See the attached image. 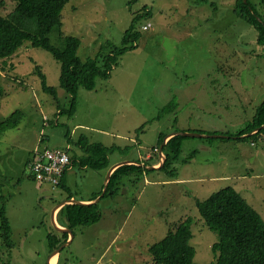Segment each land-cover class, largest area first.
<instances>
[{"label":"rangeland","instance_id":"rangeland-1","mask_svg":"<svg viewBox=\"0 0 264 264\" xmlns=\"http://www.w3.org/2000/svg\"><path fill=\"white\" fill-rule=\"evenodd\" d=\"M238 2L70 0L50 38L63 47L61 31L80 37L84 59L122 46L133 20L140 31L136 46L118 57L109 78L98 77L93 89L79 87L72 115L58 108H69L71 95L60 86L61 62L49 50L26 41L0 58V121L16 109L25 113L17 127L0 135V264H49L54 249L48 234L61 236L53 209L69 191L93 202L81 198L100 193L114 164L161 162L165 154L159 147L171 132L236 133L252 121L264 100V44L255 26L238 15ZM250 2L264 19L263 0ZM16 5L17 0H0V15ZM37 64L57 86V97L44 90ZM81 135L114 147L108 169L71 163L67 188L29 173L27 160L37 144L70 146L71 155L82 154L76 143ZM184 136L171 168L177 175L159 168L125 175L120 190L99 201L100 221L78 225L74 236L60 243L59 264H156L149 247L172 222L188 216L194 262L209 264L219 234L206 224L196 201L228 185L264 218V132L247 139ZM3 207L13 246L1 227ZM58 221L67 223L63 214Z\"/></svg>","mask_w":264,"mask_h":264},{"label":"trees","instance_id":"trees-1","mask_svg":"<svg viewBox=\"0 0 264 264\" xmlns=\"http://www.w3.org/2000/svg\"><path fill=\"white\" fill-rule=\"evenodd\" d=\"M69 1L17 0V5L13 11L7 15H0V58L13 55L26 41H31L34 46L49 50L61 62L60 86L71 95L70 107L63 108L59 106L58 108L60 113L72 115L77 107L79 87L83 86L93 89L96 87L98 77L109 78L114 65L117 64L118 57L123 52L136 46L134 41L138 39L140 31L136 29L133 20L130 27L125 30L122 46L110 50L107 54L84 59L78 53L81 45L80 37L64 34L61 31V36L65 40L63 47L54 45L50 38L53 28L56 25H62L63 9ZM133 1L137 0H131V2ZM236 10L240 17L255 26L258 30L257 40L260 44H264V19L250 0H239ZM143 14L150 15L151 12L146 11ZM36 69L41 76L44 90L51 92L57 97V86L48 83L47 76L39 64H37ZM172 104L174 102H171L166 107L169 108ZM24 114L22 109H16L5 119L1 120L0 135L8 129L17 127L23 120ZM262 125H264V100L257 108L252 121L245 128L236 133L224 132L228 136L225 134L222 138H256L264 132V128L257 129ZM252 131L255 132L252 133ZM184 137L181 134L174 135L169 138L163 147L166 158L159 169H165L168 175L172 177L177 175L176 167L171 168L174 160L179 157L182 151ZM163 138L164 135H161L160 143ZM214 138L216 137H210V139ZM76 143L86 154L84 152L82 154L74 152L71 155L72 163L79 162L80 165L93 169L109 168V155L114 149L113 146L107 147L102 142L88 141L84 135H81ZM158 147L157 150H159ZM144 163V166L138 163H126L118 166L111 175L107 192L102 197L117 193L123 185V177L125 175L133 173L144 174L149 170L145 165L158 162L149 160ZM157 169L154 168L152 170ZM65 174H62L63 177L61 176V185L67 188L63 181ZM102 190L94 195L92 199L100 195ZM72 196H74L73 193L69 191L67 198ZM196 202L206 224L219 234V240L213 244L215 260L209 264H264V218L235 187L228 185L213 192L204 200L197 199ZM1 214V227L9 244L13 246L14 243L11 241L12 225L5 214V207L1 209ZM60 214L65 215L67 226L73 231L78 225L88 226L95 224L102 217L99 202L87 204L68 203L62 206L58 215ZM192 223L193 219L190 216L186 219L172 222L167 234L149 247L156 264H195L194 259L197 250L191 244V239L194 236ZM59 233L60 237L53 233L48 234L49 246L52 250L60 246V243L66 241L69 237L68 232Z\"/></svg>","mask_w":264,"mask_h":264},{"label":"built area","instance_id":"built-area-1","mask_svg":"<svg viewBox=\"0 0 264 264\" xmlns=\"http://www.w3.org/2000/svg\"><path fill=\"white\" fill-rule=\"evenodd\" d=\"M148 27L144 26L145 29ZM70 163L71 159L67 148L37 147L34 157L28 165V171L43 181L57 184Z\"/></svg>","mask_w":264,"mask_h":264},{"label":"water","instance_id":"water-1","mask_svg":"<svg viewBox=\"0 0 264 264\" xmlns=\"http://www.w3.org/2000/svg\"><path fill=\"white\" fill-rule=\"evenodd\" d=\"M260 128H264V125H262L261 127L257 128V129H260ZM174 135H177V134H182V135H191V136H200V137H222V136H225V134H220V133H214V134H204V133H201V132H174L172 133ZM228 136V135H226ZM165 143V142H164ZM164 145V144H163ZM163 145L161 146V156L164 155L163 153ZM165 162V158L163 160H161L160 164L159 165H155V164H151L149 165V169H154V168H160ZM126 163H137V161H133L131 162V160H126V161H121V162H118L116 164H114L113 166L110 167V169L108 170V173H107V177L105 179V183H104V188L101 192L100 195H98L95 199H92L93 202H99L102 198L103 195H105L107 189H108V185H109V181L111 179V175L112 173L114 172V170L120 166V165H123V164H126ZM141 163V162H140ZM145 163H143L144 165ZM66 203H79V204H87L88 202H83L81 200H78L76 199L75 197H71L69 199H66L64 201H62V204H66ZM91 203V202H89ZM55 223V226L57 227V229L60 231V232H68V233H71L72 236H74L73 232H72V229H70L69 227H61L57 224L56 221H54ZM62 246L58 247L57 249H55L53 251V253L51 255H55L56 253L60 252Z\"/></svg>","mask_w":264,"mask_h":264},{"label":"crops","instance_id":"crops-1","mask_svg":"<svg viewBox=\"0 0 264 264\" xmlns=\"http://www.w3.org/2000/svg\"><path fill=\"white\" fill-rule=\"evenodd\" d=\"M169 139V138H168ZM43 140V138H41L40 139V141H42ZM37 147H40V148H44V147H49V146H47V145H44V146H42V144H37L36 145V147H35V149L37 148ZM69 147V146H68ZM68 147H67V149H68ZM160 148V147H159ZM35 151V150H34ZM70 153V152H69ZM74 154V153H73ZM71 155V154H70ZM34 156V152H32L31 154H30V156H29V158H28V160H29V162H30V160L32 159V157ZM151 155H150V153H148L147 155H146V157H150ZM28 160H27V167H28ZM71 163H72V159H71ZM71 163H70V165H69V167L68 168H70L72 165H71ZM156 165H158V164H156ZM67 168V169H68ZM73 168H74V165H73ZM72 168V169H73ZM67 169L65 170V172L63 173V175L65 174V173H67ZM66 175V174H65ZM63 177V176H62ZM62 179V178H61ZM63 181H65V176H64V180ZM49 182V181H48ZM51 183V182H50ZM52 184V183H51ZM60 185L62 184L61 183V181H60V183H59ZM56 185V186H60V185ZM54 186V185H53ZM56 186H54V187H56ZM62 186V185H61ZM72 197H75V196H72ZM71 198V197H70ZM66 199H68L67 197H66ZM65 199V200H66ZM82 200H84V201H90V200H92V197H88V198H81ZM62 206H64V205H60V204H57L56 206H55V208L53 209V220L54 221H56L57 222V224L59 225V226H61V227H68L67 226V223H61V222H59L58 221V214H59V211H60V209L62 208ZM59 231V230H58ZM70 238V233H69V237H68V239ZM55 258V259H54ZM54 260V262H52ZM59 262H60V254H55V255H51L50 257H49V264H59Z\"/></svg>","mask_w":264,"mask_h":264},{"label":"bare ground","instance_id":"bare-ground-1","mask_svg":"<svg viewBox=\"0 0 264 264\" xmlns=\"http://www.w3.org/2000/svg\"><path fill=\"white\" fill-rule=\"evenodd\" d=\"M145 25V24H144ZM176 132V131H175ZM178 132V131H177ZM172 133H174V132H171V133H169V134H167V136H165V138H164V142L166 143L167 142V139L168 138H170V137H172V136H174V134H172ZM178 135V134H177ZM164 143V144H165ZM163 147H164V145H163ZM160 149H161V147H160ZM69 151V150H68ZM70 154V153H69ZM70 159H71V155H70ZM64 173V172H63ZM62 176V175H61ZM60 181H61V177H60V179H59V182L57 183V184H53L54 186H56V185H58L59 183H60ZM69 199V198H68ZM60 205H65V204H62V202H60L59 203ZM66 204H68V203H66ZM71 229V228H70ZM60 247V246H59ZM58 248V247H57ZM57 248H55V249H57ZM54 249V250H55ZM57 254V253H56ZM58 254H59V252H58ZM55 259V258H54ZM52 262H54V260L52 261Z\"/></svg>","mask_w":264,"mask_h":264},{"label":"clouds","instance_id":"clouds-1","mask_svg":"<svg viewBox=\"0 0 264 264\" xmlns=\"http://www.w3.org/2000/svg\"><path fill=\"white\" fill-rule=\"evenodd\" d=\"M163 153H164V152H163ZM33 157H34V156H33ZM165 158H166V156H165ZM29 163H30V162H29ZM156 164H160V162H159V163H156ZM156 164H155V165H156ZM28 165H29V164H28Z\"/></svg>","mask_w":264,"mask_h":264}]
</instances>
